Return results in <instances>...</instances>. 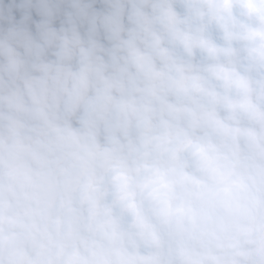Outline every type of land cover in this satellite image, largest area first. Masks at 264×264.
Instances as JSON below:
<instances>
[{"label": "clouds", "instance_id": "clouds-1", "mask_svg": "<svg viewBox=\"0 0 264 264\" xmlns=\"http://www.w3.org/2000/svg\"><path fill=\"white\" fill-rule=\"evenodd\" d=\"M0 264H264V0H0Z\"/></svg>", "mask_w": 264, "mask_h": 264}, {"label": "trees", "instance_id": "trees-1", "mask_svg": "<svg viewBox=\"0 0 264 264\" xmlns=\"http://www.w3.org/2000/svg\"><path fill=\"white\" fill-rule=\"evenodd\" d=\"M18 15V14H17Z\"/></svg>", "mask_w": 264, "mask_h": 264}]
</instances>
